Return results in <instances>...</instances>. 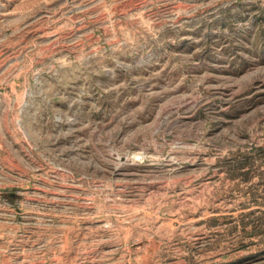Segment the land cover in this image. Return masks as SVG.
Masks as SVG:
<instances>
[{
  "label": "rangeland",
  "instance_id": "1",
  "mask_svg": "<svg viewBox=\"0 0 264 264\" xmlns=\"http://www.w3.org/2000/svg\"><path fill=\"white\" fill-rule=\"evenodd\" d=\"M0 264H264V0H0Z\"/></svg>",
  "mask_w": 264,
  "mask_h": 264
}]
</instances>
